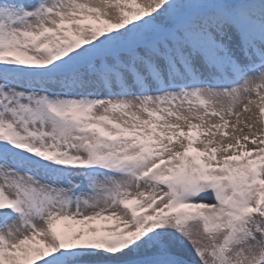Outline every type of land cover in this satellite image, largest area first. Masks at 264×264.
<instances>
[{"label": "snow or ice", "instance_id": "obj_1", "mask_svg": "<svg viewBox=\"0 0 264 264\" xmlns=\"http://www.w3.org/2000/svg\"><path fill=\"white\" fill-rule=\"evenodd\" d=\"M0 264H264V0H0Z\"/></svg>", "mask_w": 264, "mask_h": 264}]
</instances>
